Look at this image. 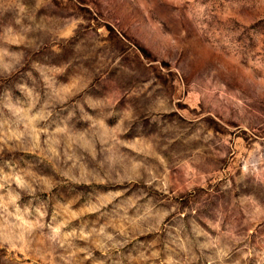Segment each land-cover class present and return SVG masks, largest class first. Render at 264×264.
<instances>
[{
  "label": "rangeland",
  "instance_id": "374dc122",
  "mask_svg": "<svg viewBox=\"0 0 264 264\" xmlns=\"http://www.w3.org/2000/svg\"><path fill=\"white\" fill-rule=\"evenodd\" d=\"M0 264H264V0H0Z\"/></svg>",
  "mask_w": 264,
  "mask_h": 264
}]
</instances>
